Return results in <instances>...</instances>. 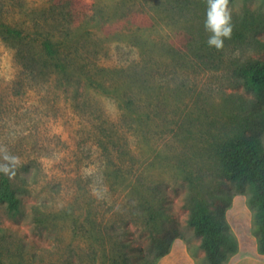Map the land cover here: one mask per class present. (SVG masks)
I'll use <instances>...</instances> for the list:
<instances>
[{"label":"rangeland","instance_id":"rangeland-1","mask_svg":"<svg viewBox=\"0 0 264 264\" xmlns=\"http://www.w3.org/2000/svg\"><path fill=\"white\" fill-rule=\"evenodd\" d=\"M167 3L0 0V193L18 198L0 199V264L210 263L189 177L238 244L256 234L217 152L230 137L264 146V91L245 74L264 28L216 50L197 12Z\"/></svg>","mask_w":264,"mask_h":264},{"label":"trees","instance_id":"trees-1","mask_svg":"<svg viewBox=\"0 0 264 264\" xmlns=\"http://www.w3.org/2000/svg\"><path fill=\"white\" fill-rule=\"evenodd\" d=\"M253 0H246L245 8L239 13L231 11L233 31L240 36L245 30L264 28V7L256 12L250 8ZM169 13L187 17L190 12L206 20L207 0H167ZM236 0H229V7L235 6ZM7 32H16L7 27ZM18 34V33H17ZM238 35V34H237ZM50 54L55 53L51 44H47ZM245 74L251 83L264 91V61L250 63ZM225 175L235 183L239 191L248 190V203L254 209L255 231L258 237V251L264 254V146L258 137H230L220 144L217 152ZM187 201L190 215L188 223L201 239L200 247L205 251L210 264H223L239 249L237 238L230 231L224 214L217 215L211 208L210 200L204 194V182L198 177H189ZM0 199L9 202V207L18 208V198L10 192L7 183H3ZM211 194V193H210ZM213 196L215 193L212 192ZM218 196V195H217Z\"/></svg>","mask_w":264,"mask_h":264},{"label":"clouds","instance_id":"clouds-1","mask_svg":"<svg viewBox=\"0 0 264 264\" xmlns=\"http://www.w3.org/2000/svg\"><path fill=\"white\" fill-rule=\"evenodd\" d=\"M205 30L210 33L207 45L216 50L222 49L233 31L229 0H207Z\"/></svg>","mask_w":264,"mask_h":264},{"label":"crops","instance_id":"crops-1","mask_svg":"<svg viewBox=\"0 0 264 264\" xmlns=\"http://www.w3.org/2000/svg\"><path fill=\"white\" fill-rule=\"evenodd\" d=\"M249 238V244H246L240 239L238 252L223 264H264V254L258 251L257 235L253 233Z\"/></svg>","mask_w":264,"mask_h":264}]
</instances>
